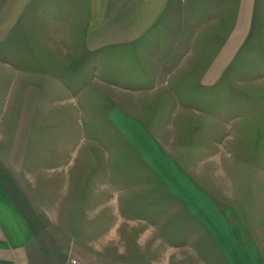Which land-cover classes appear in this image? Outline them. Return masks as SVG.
I'll return each instance as SVG.
<instances>
[{
    "label": "crops",
    "instance_id": "obj_1",
    "mask_svg": "<svg viewBox=\"0 0 264 264\" xmlns=\"http://www.w3.org/2000/svg\"><path fill=\"white\" fill-rule=\"evenodd\" d=\"M0 16H41L57 21L60 32L58 50L33 42L21 60V86L11 90L17 111L0 136V264H70L68 247L77 264H264L251 221L234 201L229 205L196 186L185 201L168 205L160 199L163 170L154 155L116 157L114 151H92L90 140L77 150L84 126L114 127L108 88L115 84L109 81L172 79L179 80L178 90L206 94L245 45L254 41L264 48V0H0ZM46 29L36 31H51ZM43 43L52 57L40 51ZM0 46L18 48L13 42ZM17 56L6 63L18 65ZM40 63L51 66H32ZM55 79L75 83L61 87L51 83ZM78 80L90 82L83 87ZM52 94L60 100L52 102ZM97 96L105 98L101 119L93 109ZM130 126L139 128L138 138H147L148 126L136 120ZM66 127L75 129L79 144L73 147L76 139H69L72 147L47 152L61 136L48 135L49 129ZM131 172L148 177L153 187L116 189L115 177ZM147 190L154 199L144 196ZM173 204L188 208L187 214H164ZM178 219L187 227L165 229ZM54 225L64 229L57 240L69 243L58 245L64 259L43 244Z\"/></svg>",
    "mask_w": 264,
    "mask_h": 264
},
{
    "label": "rangeland",
    "instance_id": "obj_2",
    "mask_svg": "<svg viewBox=\"0 0 264 264\" xmlns=\"http://www.w3.org/2000/svg\"><path fill=\"white\" fill-rule=\"evenodd\" d=\"M44 27L51 31H36ZM58 28L57 21L41 16H0V44L13 42L18 46L15 50L0 46V136L5 135L4 127L9 122L10 114L17 111L12 109L15 100L11 90L21 86V72L26 69V63L21 62L22 57L27 55L33 42L40 45L44 41L47 45L50 43L55 46L54 50H58ZM29 36L31 39H28ZM46 44L40 51L44 50V55L52 57L54 53L52 55L50 48H45ZM253 45H256L254 41L241 49L236 60L228 65L224 77L212 81L210 88L205 91L206 94L197 93L187 87L178 90L179 80L172 79L152 82L120 79L109 81L115 84L114 89L108 88L114 98L115 112L113 116L110 113L108 116L109 119H114V127L84 126V142L79 147V137H75L74 128L66 127L62 131L51 128L48 135L61 136L57 135L60 140L48 145L46 151L52 152L66 147L68 149L72 145L66 144V141L75 138L73 147L77 145V150L81 146L87 148L85 141L90 140L89 147H93L92 151H114L116 157L129 152L150 153L156 157V166L163 170L161 200L169 201L168 205L172 201H185L189 190L202 186L211 191L212 198L229 205L234 201L247 220L251 221L264 250V48ZM14 55L19 57L18 65L6 63ZM32 66L43 69L51 65L40 63ZM113 67L118 71L124 69L121 63H115ZM92 81L101 83L98 80ZM89 82L90 80L76 81L83 87ZM51 83L60 86V83H66L69 86L75 80L55 79ZM139 83L141 86L137 85ZM159 83L161 85L158 86ZM101 85L106 86L104 83ZM97 88L101 92L102 88ZM158 90L159 95L155 92ZM178 91L182 94H177ZM154 92L156 95L152 94ZM58 99L60 100L58 95H51L52 102ZM104 99L103 96H97L93 106L96 115L98 114L95 119L106 117L100 113ZM70 113L74 117L73 111ZM68 116L70 115L67 118ZM135 120L148 126L143 130L146 131L147 138L140 139L135 135L134 132L139 131V128L127 127ZM13 125L15 127L16 122ZM106 137H113L111 145L98 142ZM92 138L98 141L92 142ZM115 178L116 189L119 190L126 189L121 187L124 184L133 187L141 183L146 188L153 187L154 184L148 177H140L133 172L126 177L120 174ZM143 194L150 199L155 196L148 190ZM173 205L175 206L164 208V214L179 218L185 216L189 210L180 204L179 207ZM178 221L180 219L174 224H166L168 228L165 229L170 231L171 228L187 227L186 223L177 225ZM54 227L44 238L43 244L52 246V251L58 253L57 259H64L59 254L58 245L67 248L69 243L57 240L56 237L61 232L59 230L64 229L60 225ZM70 250L68 247L66 261L70 259V264H77L78 261Z\"/></svg>",
    "mask_w": 264,
    "mask_h": 264
}]
</instances>
